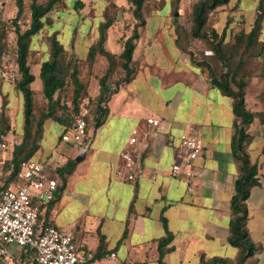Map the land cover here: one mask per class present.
<instances>
[{"label": "crops", "instance_id": "1", "mask_svg": "<svg viewBox=\"0 0 264 264\" xmlns=\"http://www.w3.org/2000/svg\"><path fill=\"white\" fill-rule=\"evenodd\" d=\"M258 2L229 0L227 5L236 10L230 26L242 16L244 28L249 30ZM263 29L264 16L258 47L264 43ZM108 43L106 40L105 48L110 52L122 51L123 44L116 52L107 48ZM263 56L264 52L253 59L258 72L247 73L245 101L254 111H264ZM132 64L135 74L112 94L109 113L95 128L85 151L68 141L75 151L65 149L59 143L61 134L42 137L32 158L44 164L47 176L57 180L58 193L41 217L70 231L79 249L97 253L101 247L104 254L114 251L122 261L198 264L201 256L236 259L238 249L228 242L229 204L239 173L232 150L236 118L231 97L211 84L207 69L194 63L177 40H136ZM102 74L83 79L91 97L99 93ZM150 117L159 124H148ZM185 132L193 133L203 145L190 163L196 172L191 178L185 174L184 156L178 155L180 136ZM248 132L252 138L247 151L257 164L259 184L251 188L246 200L247 228L260 247L256 264H264V124L254 119ZM133 136L137 141L131 144ZM125 149L142 169L133 181L118 174L120 153ZM79 154L83 157L63 183L56 168ZM173 163L182 165L177 175L170 172ZM166 230L172 239L159 260L158 242ZM9 249L20 260L18 264H23V250L16 245ZM0 264L11 263L0 260Z\"/></svg>", "mask_w": 264, "mask_h": 264}, {"label": "trees", "instance_id": "2", "mask_svg": "<svg viewBox=\"0 0 264 264\" xmlns=\"http://www.w3.org/2000/svg\"><path fill=\"white\" fill-rule=\"evenodd\" d=\"M63 0H30V22L29 26L20 31L16 24L22 14L24 1L15 0L16 15L12 18L14 23V31L16 35V51L14 53L13 63L15 70L18 72L16 78V89L21 93L23 100V134L22 141L16 144L11 151L10 159L5 161L4 168L13 165L11 177L3 180L4 187H8L14 179V175L18 170L20 164L28 159H31L40 147L39 139L43 137V125L46 119L53 118L59 125L62 126V135L67 130L73 128L75 116L80 112V104L84 98L89 102L94 103L93 117L94 129L100 126L106 119L109 108L108 101L112 94L117 92L119 85L122 82H128L136 72V68L132 64V56L135 48L136 40L140 37L141 29L144 27L146 20L142 15V8L145 0H127L132 4V14L136 20L132 33L123 41V48L119 54L110 52L105 48L106 32L111 26L112 20L108 15H105V20L99 24L98 39L90 44L88 47V58L90 61H96V55L103 56L107 65L101 76L98 77L99 93L91 97L88 93V85L83 82L80 76L79 67L75 60L67 57L66 49L60 41L52 35L50 39L49 57L40 63L38 77L41 81V91L47 100L46 110L35 114L34 112V90L32 82L35 76L31 71L28 62L29 56V41L44 24L45 16L55 7L57 3ZM229 0H196L191 5L190 21H191V35L194 38L205 39L210 42L211 50L215 54V61L218 60L223 66V73L214 71V65L209 61H196L190 54L191 60L198 64L205 66L209 79L212 85L219 88L223 94L231 97L232 109L236 118L235 134L232 139L233 154L238 161L239 173L234 182V192L230 198V219H229V235L228 242L238 249V256L236 259H229L219 256L206 257L201 256L198 264H256L255 254L260 249L253 241L247 228L248 208L246 200L249 197L250 190L253 186L259 184L257 164L253 162L247 151V146L252 138L248 132V128L254 119H258L264 124V111H254L248 109L245 101V88L248 83L246 70L240 71L243 60H239L237 64L231 66L228 70L227 60L228 52L226 47L228 43L219 40V34L214 29L207 28V20L209 13L217 7L227 4ZM77 5H82L80 0H76ZM264 16L263 0H259L256 16L252 27L249 30H242L235 36L232 47H237L240 44L244 45L245 49H251L258 46L261 34V21ZM262 49H261V48ZM259 52L256 55L264 52V43L260 44ZM1 54V49H0ZM115 58L120 60V66L124 71V75L120 81H116L115 88H112L110 82L112 71L114 67ZM8 59L1 62L0 67L7 66ZM217 66V63H215ZM67 84L72 87L71 107L64 101L62 95L66 92ZM8 86V85H7ZM2 87V109L0 112V133L7 135L11 130V124L4 116V93L5 87ZM12 85L10 84L9 87ZM59 109L60 114H56ZM86 120V119H85ZM86 121V126H87ZM264 150V148H263ZM75 166L74 159H68L63 165L56 168L61 180L65 181L66 176L70 174ZM58 193V188L56 195ZM39 220L47 223V218L39 217ZM164 226L166 221L163 219ZM50 224V223H48ZM172 235L166 230V236L159 240V260L165 251V246L171 241ZM101 248V247H100ZM99 251L95 253L97 258L103 256L104 252ZM21 263L34 264V256L30 250L22 253L20 256Z\"/></svg>", "mask_w": 264, "mask_h": 264}, {"label": "rangeland", "instance_id": "3", "mask_svg": "<svg viewBox=\"0 0 264 264\" xmlns=\"http://www.w3.org/2000/svg\"><path fill=\"white\" fill-rule=\"evenodd\" d=\"M23 1V11L16 23L20 31L25 30L30 22V0ZM195 1L145 0L142 15L146 23L141 29L138 40H177L181 48L192 54L196 61H209L214 65V71L223 73V69L225 68L221 66L218 60L215 61L216 56L214 52L208 55L205 53L206 51H212L210 49V42L205 39L194 38L191 35L190 10L192 3ZM75 2L76 0H63L57 3L45 16L43 27L30 38L28 62L32 73L36 75L35 80L31 84L34 90L35 114L46 110L47 106V100L41 91L38 69L40 63L49 57L50 39L52 35H55L66 49L67 57L76 61L82 80H86L95 73H103L104 66L107 65L106 59L99 54L96 55L97 59L95 62L90 61L88 58L86 59L88 55V44L98 39V27L105 20V15H108L112 20V24L106 32V40H109L107 48L111 51L117 52L122 47L123 40L130 36L136 23L132 14L133 6L127 0H80L82 5H77ZM175 10L178 12L177 16L174 15ZM235 11L234 7L232 8L227 4L217 7L209 13L207 28L209 30L211 28L214 29L219 34V40L221 39L224 43H228L224 49L226 48L229 56L227 60L229 71L231 70V66L237 64L239 60L244 59L240 71L246 70L248 73L258 72V65L253 59L258 57L256 54L259 52V45L251 49H245L243 44L232 47L236 34L246 29L243 25L245 19L242 16L237 17V23L235 22L234 26H230V18H233ZM15 15V0H0V60L2 62L8 59L6 65L12 70H15L13 59L16 51V35L14 23L11 20ZM261 36L264 39V29ZM262 60L264 64V56ZM215 63H217V66H215ZM123 75L124 71L120 66V60L115 58L110 79L112 88H115L116 81H120ZM16 82L15 78L13 83H11L12 86H7L4 89L6 96L4 97L5 106L3 112L11 124V130L7 132L11 148L22 141L23 134V100L21 93L15 87ZM93 90L94 86L91 85L90 91L92 92ZM71 97L72 87L70 84H67L66 92L62 95V98L70 107ZM80 107V112L86 111L84 118L88 122L86 126V142L88 141L87 145L89 147L95 130L93 117L95 106L93 102H89L87 98H84L81 101ZM60 112L59 109L56 110V114H60ZM61 132L60 125L53 118L45 120L43 125L44 137L51 138L56 134L60 135ZM257 140L258 136H255V141ZM41 141L42 139L40 138L38 142L41 143ZM59 143L65 149L71 147L64 140H60ZM46 145L44 141L43 146ZM71 148L74 150L73 147Z\"/></svg>", "mask_w": 264, "mask_h": 264}, {"label": "built area", "instance_id": "4", "mask_svg": "<svg viewBox=\"0 0 264 264\" xmlns=\"http://www.w3.org/2000/svg\"><path fill=\"white\" fill-rule=\"evenodd\" d=\"M205 53L211 54L212 51ZM18 77L16 70L8 66L0 67V112L2 109V87L10 85ZM86 111L75 116L73 128L62 135V140L75 144L79 151L87 149L86 142ZM148 124L157 126L159 120L147 118ZM133 136L129 142L136 143ZM200 139L191 132L181 134L178 155L184 156L185 174L188 178L196 172L190 167L202 152ZM11 145L7 135L0 133V260L11 264L20 263L15 259L10 245L21 248L22 253L30 250L34 256V264H140L136 260H119L116 252L109 251L97 258L95 252L89 249H79L73 234L63 228L44 223L39 217L41 211L48 207L56 198L58 182L46 175L44 164L33 158L23 161L14 179L8 187H4L3 180L11 177L13 165L6 169L5 161L10 159ZM120 173L128 181L141 176L142 169L139 162L129 149L120 153ZM182 171V165L173 163L170 168L172 175Z\"/></svg>", "mask_w": 264, "mask_h": 264}, {"label": "water", "instance_id": "5", "mask_svg": "<svg viewBox=\"0 0 264 264\" xmlns=\"http://www.w3.org/2000/svg\"><path fill=\"white\" fill-rule=\"evenodd\" d=\"M174 15H175V16L178 15V12H177L176 10L174 11ZM82 157H83V155H82V154H79V155H77V156L75 157L74 161H75V162H78Z\"/></svg>", "mask_w": 264, "mask_h": 264}]
</instances>
